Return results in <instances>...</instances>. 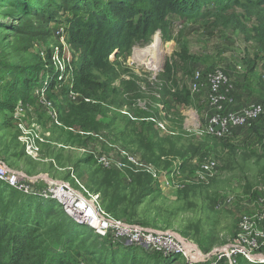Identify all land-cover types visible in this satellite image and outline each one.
Segmentation results:
<instances>
[{
    "label": "rangeland",
    "instance_id": "374dc122",
    "mask_svg": "<svg viewBox=\"0 0 264 264\" xmlns=\"http://www.w3.org/2000/svg\"><path fill=\"white\" fill-rule=\"evenodd\" d=\"M52 2L58 8L50 6L53 18L44 26L39 18L18 14L9 0H0V160L35 195L45 181H56L69 191L99 194L107 220L171 231L203 252L229 245L244 219L264 213V114L225 137L208 134L207 91L202 84L192 92L190 81L195 72L220 71L230 85L232 103L226 111L264 105V59L255 40L256 29L264 24V6L248 0H197L199 13L188 18L172 12L171 2L155 3L159 10L152 32L139 30L131 47L109 55L112 80L93 72L100 84L98 99L80 95L92 111L81 118L75 110L81 103L68 98L81 53L69 44L68 30L70 20L83 15L59 0ZM145 16L134 17V23L140 19L142 27ZM28 27L34 28L32 37L24 30ZM155 36L161 59L152 68L149 48ZM54 48L59 49L55 64ZM13 67L25 78L22 97L14 102L5 97ZM57 69L64 71L61 79L55 77ZM174 83L183 97L189 96V104L170 101L169 110L164 106ZM27 139L38 148L36 159L27 153ZM106 160L119 169H105ZM208 162L215 168L202 174L200 166ZM33 194L0 184V217L19 218L49 203L51 213L49 218L41 214L40 233L52 238L51 229L60 226L73 235L61 245L46 243L56 264H167L176 259L131 247L115 240V233L101 237ZM261 229L264 233V223ZM256 257L263 258L264 250Z\"/></svg>",
    "mask_w": 264,
    "mask_h": 264
},
{
    "label": "trees",
    "instance_id": "16d2710c",
    "mask_svg": "<svg viewBox=\"0 0 264 264\" xmlns=\"http://www.w3.org/2000/svg\"><path fill=\"white\" fill-rule=\"evenodd\" d=\"M9 2L18 14L27 18H39L44 26L53 18L50 6L54 9L58 8L53 5L52 0H9ZM59 2L61 5L66 3L65 6L68 10L78 11L83 15L73 21L70 20L69 23L68 42L77 51H81L78 71L75 73L69 91L79 93L85 99H90V97L98 99L96 92L100 88V84L99 86L95 84L93 72L104 74L109 77V80H112L114 68L108 60L109 55L123 46L131 47L134 40L139 38V30L142 31L141 34L152 32V23L156 18L155 11L159 10L155 3L165 5L171 2L172 12L182 17L190 18L199 13L197 0H59ZM70 2L71 5H69ZM248 3L258 7L264 6V0H248ZM142 15L147 16L144 18L143 26L140 27V19H136L134 23L133 18L136 16L142 18ZM25 25L27 24L24 23L23 26L25 27ZM24 30L31 37L35 34L34 28L28 27ZM255 40L264 59V24L260 23L256 29ZM13 68L15 73L12 70L9 71L11 75L6 82L8 91L5 93V97L12 102L20 100L21 89L25 85L21 69ZM16 74L18 75L14 79L17 80H11L12 76ZM55 77L58 78V75ZM172 88H175L174 92L167 94L171 100L165 102L166 106L164 107L172 110L170 101L174 104L187 106L189 96L183 97L175 83ZM101 94L105 99V92L102 91ZM88 105L81 103L75 107L81 118L92 112ZM12 108L8 107V110H12ZM163 155L165 154L161 153V158L165 157ZM157 159L160 160V157ZM41 204L36 205L37 207L32 213L28 212L25 215L22 213L23 216L21 215L19 218L8 219L5 214L0 217V264H56L57 261L49 257L50 247L46 243L61 245L66 243L67 236L72 239L73 235H67L62 227L55 226L51 229L53 237L44 238L45 233H40L41 214L44 213L43 215L49 218L51 207L49 203H46L45 206H43L44 203ZM217 264L222 263L219 261Z\"/></svg>",
    "mask_w": 264,
    "mask_h": 264
},
{
    "label": "built area",
    "instance_id": "2783aa9c",
    "mask_svg": "<svg viewBox=\"0 0 264 264\" xmlns=\"http://www.w3.org/2000/svg\"><path fill=\"white\" fill-rule=\"evenodd\" d=\"M58 48L51 51V61L58 63ZM42 58L43 55L40 54ZM43 60V59H42ZM59 79L64 75L62 69H57ZM192 92L200 90L202 84L207 91L206 103L211 109L206 123V131L215 137H225L232 131L247 128L264 114V105L254 103L238 110L226 111V106L232 103L229 98L230 85L227 77L220 71L209 72L201 75L194 73V79L190 81ZM81 96L68 91L69 100L81 103ZM81 101V102H80ZM20 110L14 111L17 119ZM219 127V131L215 128ZM27 153L34 159L38 157V148L34 141H25ZM105 169L117 168L106 160L102 162ZM215 168L213 162L204 163L200 166L202 174H209ZM121 170V166H120ZM0 184L26 195L33 194L24 186L22 178L17 172L8 169L0 160ZM38 200L50 201L61 208L67 216L75 221V224L86 226L101 237L117 235V241L128 243L131 247H138L146 252L156 253L164 259L176 258L184 264H217L219 261L225 264H239V260L247 264H264V257L257 258L256 253L264 250V233L261 224L264 223V213L255 215L253 218L244 219L238 227L236 238L226 247L217 248L209 252H203L193 241L183 238L171 231L152 232L139 226L127 225L120 220H107L103 216L99 194L86 193L85 191H69L61 184L46 182L44 190L35 195ZM99 205V206H98ZM249 217V216H248Z\"/></svg>",
    "mask_w": 264,
    "mask_h": 264
},
{
    "label": "bare ground",
    "instance_id": "6f19581e",
    "mask_svg": "<svg viewBox=\"0 0 264 264\" xmlns=\"http://www.w3.org/2000/svg\"><path fill=\"white\" fill-rule=\"evenodd\" d=\"M149 49L154 51L153 57L150 59L149 64L152 68H156L161 59V51L159 50V42L156 36L153 38V42L151 43Z\"/></svg>",
    "mask_w": 264,
    "mask_h": 264
},
{
    "label": "crops",
    "instance_id": "0c3cea01",
    "mask_svg": "<svg viewBox=\"0 0 264 264\" xmlns=\"http://www.w3.org/2000/svg\"><path fill=\"white\" fill-rule=\"evenodd\" d=\"M164 259V258H163ZM169 259V258H168ZM165 260V259H164ZM178 263H181L180 260L178 259H174V260H170V262H168L167 264H178ZM183 263V262H182ZM136 264V263H135Z\"/></svg>",
    "mask_w": 264,
    "mask_h": 264
},
{
    "label": "water",
    "instance_id": "95a60500",
    "mask_svg": "<svg viewBox=\"0 0 264 264\" xmlns=\"http://www.w3.org/2000/svg\"><path fill=\"white\" fill-rule=\"evenodd\" d=\"M215 130H216V131H219V127H216Z\"/></svg>",
    "mask_w": 264,
    "mask_h": 264
}]
</instances>
